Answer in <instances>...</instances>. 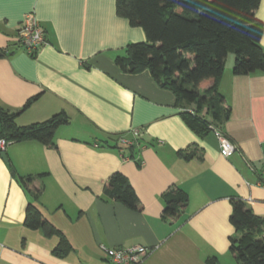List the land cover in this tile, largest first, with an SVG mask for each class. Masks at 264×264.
<instances>
[{"label":"crops","instance_id":"obj_1","mask_svg":"<svg viewBox=\"0 0 264 264\" xmlns=\"http://www.w3.org/2000/svg\"><path fill=\"white\" fill-rule=\"evenodd\" d=\"M30 11L48 41L35 56L17 33ZM255 14L264 25V0ZM144 40L142 27L117 14L116 0H0V50L12 51L0 57V105L17 112L37 96L16 117L22 126L67 115L56 147L12 142L7 159L0 156V264H112L101 244L154 249L142 264H206L212 256L237 264L229 250L231 200L264 217V72L234 75V55L227 57L219 92L231 116L221 130L238 150L225 157L214 131L190 129L176 95L148 70L125 73L115 64L129 43ZM134 131L141 142L130 157L114 139ZM115 172L128 177L141 211L102 198ZM18 176L43 187L36 204L72 244L65 257L52 252L57 236L24 225L30 197ZM175 187L188 193L187 207L163 220L162 194Z\"/></svg>","mask_w":264,"mask_h":264},{"label":"trees","instance_id":"obj_2","mask_svg":"<svg viewBox=\"0 0 264 264\" xmlns=\"http://www.w3.org/2000/svg\"><path fill=\"white\" fill-rule=\"evenodd\" d=\"M260 2L116 0L117 14L127 18L132 26L142 27L146 40L129 43L124 52L115 57V64L125 73L148 70L160 87L176 95L181 118L197 135L204 136L214 130L223 132L221 129L231 116V106L219 92V84L228 55H234V75L264 72V48L261 45L264 25L255 14ZM20 45L23 46L21 42ZM11 53L9 49L0 50V57ZM36 53L30 54L35 56ZM206 85L210 86L202 90ZM36 98L29 99L17 112L0 105V140L8 143L36 140L56 147V130L67 122L64 112L28 125L16 122L18 114ZM130 133V136L117 135L114 146L134 157L133 151L139 147L141 139L134 132ZM123 138L129 143L122 144ZM103 144H109V141L105 140ZM1 152L6 151L0 149ZM183 157L189 159L191 154ZM10 168L17 176L11 165ZM18 179L30 197L24 225L41 230L46 237L57 236L59 242L52 252L65 257L73 250L72 244L36 204L43 187L32 186L30 177L18 176ZM102 198L121 202L134 211H141L143 207L130 180L121 172L113 173L105 182ZM162 199V219L170 221L178 218L187 207L188 193L175 187L164 192ZM231 206L229 220L235 234L229 239L230 252L237 264H264V217L257 215L242 199H232ZM217 262L214 256L206 259V264Z\"/></svg>","mask_w":264,"mask_h":264},{"label":"built area","instance_id":"obj_3","mask_svg":"<svg viewBox=\"0 0 264 264\" xmlns=\"http://www.w3.org/2000/svg\"><path fill=\"white\" fill-rule=\"evenodd\" d=\"M18 39L26 48L28 53L37 52L41 46L47 43L46 35L43 28L40 26L35 13L33 11L25 13L18 28ZM214 133L219 142L220 153L225 156H231L238 147L219 130H214ZM135 135H139L138 131H134ZM122 144H128V139H121ZM9 143L4 139L0 140V149L6 150ZM123 151V149H121ZM261 175L264 177V162L261 169ZM259 183L264 187V178L259 180ZM102 251L106 253L112 264H142L145 258L151 254L154 249L145 245L136 244L129 247H108L104 244L100 245Z\"/></svg>","mask_w":264,"mask_h":264},{"label":"water","instance_id":"obj_4","mask_svg":"<svg viewBox=\"0 0 264 264\" xmlns=\"http://www.w3.org/2000/svg\"><path fill=\"white\" fill-rule=\"evenodd\" d=\"M0 156L4 159H7V155H6V152H1L0 153Z\"/></svg>","mask_w":264,"mask_h":264}]
</instances>
